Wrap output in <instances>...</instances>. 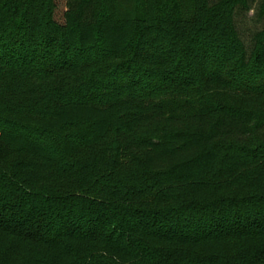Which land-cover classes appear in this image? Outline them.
I'll return each mask as SVG.
<instances>
[{
    "label": "trees",
    "instance_id": "16d2710c",
    "mask_svg": "<svg viewBox=\"0 0 264 264\" xmlns=\"http://www.w3.org/2000/svg\"><path fill=\"white\" fill-rule=\"evenodd\" d=\"M56 2L0 0V264H264V0Z\"/></svg>",
    "mask_w": 264,
    "mask_h": 264
},
{
    "label": "rangeland",
    "instance_id": "374dc122",
    "mask_svg": "<svg viewBox=\"0 0 264 264\" xmlns=\"http://www.w3.org/2000/svg\"><path fill=\"white\" fill-rule=\"evenodd\" d=\"M66 1L67 0H57L56 2V10L54 17L55 21L59 24L63 23V16L66 11ZM251 18L252 13L247 16H241L236 21L238 32L247 47H249L250 45L251 37L260 29L256 22L253 21ZM37 136H39V134H37ZM46 138L50 137L46 136ZM53 142H55V140Z\"/></svg>",
    "mask_w": 264,
    "mask_h": 264
}]
</instances>
